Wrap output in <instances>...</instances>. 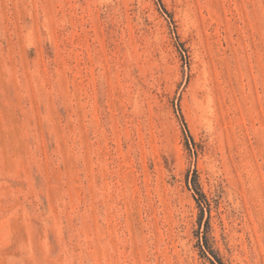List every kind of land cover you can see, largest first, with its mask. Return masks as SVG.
I'll return each mask as SVG.
<instances>
[{"label":"rangeland","instance_id":"obj_1","mask_svg":"<svg viewBox=\"0 0 264 264\" xmlns=\"http://www.w3.org/2000/svg\"><path fill=\"white\" fill-rule=\"evenodd\" d=\"M211 263L264 264V0H0V264Z\"/></svg>","mask_w":264,"mask_h":264},{"label":"trees","instance_id":"obj_2","mask_svg":"<svg viewBox=\"0 0 264 264\" xmlns=\"http://www.w3.org/2000/svg\"><path fill=\"white\" fill-rule=\"evenodd\" d=\"M193 189H194V192L198 195L199 194V190H198V188H197V185H196V183H194V185H193ZM198 205H200V203H197ZM205 246V245H204ZM200 248V247H199ZM200 251L202 252V249L200 248ZM211 264H213V263H211Z\"/></svg>","mask_w":264,"mask_h":264}]
</instances>
